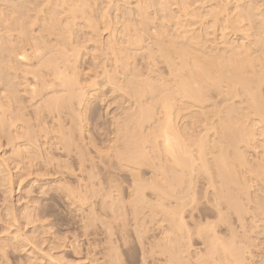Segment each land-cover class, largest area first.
Wrapping results in <instances>:
<instances>
[{"label":"bare ground","instance_id":"bare-ground-1","mask_svg":"<svg viewBox=\"0 0 264 264\" xmlns=\"http://www.w3.org/2000/svg\"><path fill=\"white\" fill-rule=\"evenodd\" d=\"M99 23L109 29L103 42L110 57L107 61H97L98 56H93L89 69L93 74L96 71L97 76H105L103 86H112L110 93L124 91L132 102L125 115L113 117L116 142L128 123L137 118L132 132L139 136V144L133 149L126 148L128 151L119 157L134 164L148 160L146 151L151 131L154 144L163 150L166 158L182 167V223L175 222L172 228L162 232L159 240L164 244L159 248L165 249L162 250L166 254L164 263L189 264L186 252L191 232L184 214L188 212L192 217L199 203V182L201 199L211 206V216L217 219L210 221L204 216L203 224L201 221L195 224L205 246L203 255L199 256L203 258L200 264H248V246L244 237L241 240L234 233L229 213L234 212L242 219L251 209L244 201L255 202L256 190L260 196L256 212L263 217L264 224V0H0V185L3 188L20 185L28 177L38 181L37 177H31L34 174H51L62 185V191L71 199L77 198L58 177L67 173L80 185L84 184L82 173L91 159L81 152L73 156V162L69 157L74 150H80L79 140L83 146L95 139L91 140L90 134L84 137L80 125L83 120L79 110L83 105V110H88L84 102L88 103L90 95L80 79L82 57L75 45L73 27L83 24L95 30ZM154 23L156 26L151 25ZM146 42L149 43L145 46ZM148 48L149 64L156 53L171 70L174 78L168 81L173 83L171 92L167 91L171 89L167 82L153 83L135 63L138 51ZM120 75L124 76L123 80ZM9 77L19 81L14 83ZM99 91L94 89L91 96L97 97ZM18 93L27 98L23 102L32 111L23 105ZM172 94L198 105L212 98L218 102L222 99L226 105L215 110L217 121L214 122L201 108L197 115H201L198 117L204 123V135L193 136L188 127L180 131L174 124ZM233 99L238 103H232ZM221 102L219 105L215 102L213 107H220ZM157 104L161 114L156 113ZM157 114L162 115L161 119ZM154 117L158 118L156 124L160 119L155 127L150 124ZM207 127L215 130L210 136ZM75 133L79 138L74 137ZM85 139L90 142L84 144ZM249 149L255 153L252 159L246 156ZM174 180L180 178L174 176ZM174 191L170 194L174 195ZM43 192L41 188L39 194ZM109 196L106 194L105 199ZM5 202L6 199L3 230L18 222L10 239L22 244L19 232L38 220L37 206L33 210L25 206L17 216ZM109 203L110 199L105 200L104 205L112 209ZM140 205L134 208L137 214L143 207ZM168 212L174 219V212ZM113 213L114 220L124 223L119 209ZM220 225L226 229L221 230ZM41 226L46 229L45 225ZM178 230L185 242L182 251L176 241ZM6 248V244L0 245V261L9 264ZM59 258L62 260L63 256Z\"/></svg>","mask_w":264,"mask_h":264},{"label":"rangeland","instance_id":"rangeland-1","mask_svg":"<svg viewBox=\"0 0 264 264\" xmlns=\"http://www.w3.org/2000/svg\"><path fill=\"white\" fill-rule=\"evenodd\" d=\"M151 25L156 26L155 23ZM73 28L75 29L74 33H76L75 45L78 46L82 57L79 68L80 79L84 87H86L85 91L89 92L90 95L88 103L87 101V104L84 102L88 110L85 111V107L83 110L82 107L84 105L79 110L83 120V125L82 123L80 125L82 126L83 136L90 134L88 137L92 136L91 140L95 139L91 141L92 145L94 144L93 146L90 145L91 143H88L90 142L88 141L89 138L88 140L85 139L86 141L82 140L85 141L84 144L88 143V146H82L79 140L78 145L80 146V150L76 149L79 150L78 152L74 150L69 157L71 158L69 160L72 161L73 156L81 152V154L85 153L86 158L88 156L91 159L90 162L85 163V169L82 173L85 178L84 184L80 185L74 176L67 173L58 177V180L65 182L75 192L76 199H71L65 191H62L60 188L62 185L56 183L54 181L56 178L51 174L47 176L34 174L31 177H37L38 181H31L30 177H28L20 185L12 184L10 187L4 188L0 185V215L2 218L0 221V245L6 244L7 246L9 264H117L118 262V264H167V262L164 263L166 254L162 251L165 249L159 248V246H163L164 244L160 243L162 242L160 240H162L161 236L163 237L164 231L169 230L172 228L170 226L178 224L179 221L182 223L180 218L182 217V167L175 166L172 161L166 158L163 150L154 144V134L151 131H149L151 142L147 145L148 150L146 151V153L148 152V160L134 164L119 157L120 153L133 149L139 144V136L136 132H132L137 126V118L128 123V127L123 135H121V139L118 142L115 140L113 117L121 113L125 115L126 108L131 107L132 102L129 101L130 98L128 100L129 96L127 97L124 91L120 93H116L115 91L114 94L110 93L109 91L111 90L109 89H112V86L109 85L108 88L105 85L103 86V81L104 79L106 80L105 76L100 77L101 74L97 76L96 71L93 74V71L90 70L92 69L93 56H98L97 58L99 59L97 61H107L110 57V52L103 42L109 29L101 23L98 24L95 30L86 28L83 24H78ZM148 43L146 42L144 45L146 46ZM147 47H150V45ZM148 51L149 48L138 51L139 54L135 59V63L139 65L145 76L149 77L153 83L157 82L158 84L174 80L172 75H170L171 70L166 67L162 58H159L156 53H153L155 62L153 60L152 64H149V59L147 58ZM87 72L89 75L85 74ZM91 74L94 76L92 77ZM120 76L123 77L121 79L123 80L124 76ZM18 81L12 78V82L16 83ZM168 85L171 87L173 83L172 85L168 83ZM20 89L21 86L19 87ZM94 89L100 90L97 97L91 96ZM170 90H173V87L167 91L171 92ZM163 92L166 94L165 91ZM18 95L22 102L27 99L22 93H18ZM172 95H174L172 97L175 99V102L172 100L175 108L173 109L175 114L173 113L174 115H172L174 116V124L177 125L180 131H182V127H188L193 136L204 135V131L202 130L204 123L198 117L201 115H197L202 110L201 108L205 109L201 112H207L210 121L214 122L217 121L213 115L215 110L217 108L221 110L226 105L222 104V99H218V102L216 96V99L212 100V98L210 102L198 105L190 99H182L176 96L178 94ZM235 100L237 99L235 98ZM235 100H231L232 103ZM215 102L218 105L221 102L222 105L215 108L213 107ZM229 103L230 101L227 104ZM23 105L27 107L28 111H32L27 102H23ZM155 108L157 110L156 113H160L159 104ZM82 111H85L84 114ZM160 114L155 116H159L161 119L162 115ZM157 117H154L155 119L150 122V124H153L152 126L158 125L160 119L156 124ZM213 122H209L208 124H212ZM145 125L147 126V124ZM207 128L209 129H206V133L209 136L215 132L214 129ZM76 134H74V137L79 138V134L78 136ZM112 139L117 144H114ZM95 145L97 146L95 147ZM98 149L102 151V154L98 153ZM1 152L2 148L0 149V155ZM254 155V150L249 149L246 152L248 159H252ZM89 175L92 176L91 179H89ZM174 176H178L180 181L174 180ZM197 183L199 203L196 204V209L192 211V217H190L188 212L184 214L187 227L191 232V239L186 252V259L189 264H200L203 258L199 259V256L203 255L202 251L205 249L202 239L196 233V222L201 221L203 224L205 222L204 216H208L210 221L217 220L211 216V212L209 211L211 206L206 203L205 199H201V195L199 194L200 183ZM41 188H44V192L39 194ZM172 189H175L174 195L170 194ZM4 190L7 193L4 194ZM108 193L112 197L111 199L109 196V204H111L112 209H108L104 205L105 200L109 202V199H105ZM253 194L257 196L255 202L249 203L244 201V204L248 208H251L250 211L245 212L242 215V219L234 212H230L229 218L234 233L240 236V239L241 237L245 238L242 239L246 241L245 244L248 246L246 247L249 249L248 258L250 259H248V264H264V224L261 222L263 217L256 212L260 196L256 190ZM4 199L7 201L5 202V206L6 204L10 206L14 215L17 216L25 206L27 208L30 207L32 210L37 206L35 212H39L38 220L35 223L27 225L24 230L19 232L22 244L10 239L14 235L15 226L18 225V222L9 230H3L6 225L3 222V220H6ZM36 201H38V204H35ZM135 202L137 203L136 205ZM162 202L163 206L160 204ZM138 203L143 207H140V212L137 214L135 206L137 207ZM116 209H119L120 214H122L121 219L124 220V223L121 220L118 221L119 219L114 220L115 216L113 212ZM166 209L174 212L173 214L177 217L174 216L173 219L170 216V212L168 214V210ZM179 213L181 214L178 217ZM21 222L23 221L19 220V223ZM181 223L179 224L181 225ZM41 225H45L46 229H43ZM143 227L146 229L145 231ZM220 229L225 230L226 226L220 225ZM26 230H29L30 233L27 234ZM109 231L110 233H108ZM185 235L187 234L185 233ZM176 236V241L182 251V243H185L182 239V233L179 231ZM237 240H239V237ZM68 246H73L75 250L71 249V247L69 249ZM61 255L63 256L62 260L59 258ZM109 257L113 258L112 261ZM0 264L5 263L0 261Z\"/></svg>","mask_w":264,"mask_h":264}]
</instances>
